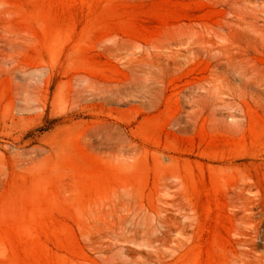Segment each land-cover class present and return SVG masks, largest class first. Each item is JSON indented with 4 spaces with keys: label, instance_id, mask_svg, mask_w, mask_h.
I'll return each mask as SVG.
<instances>
[{
    "label": "rangeland",
    "instance_id": "rangeland-1",
    "mask_svg": "<svg viewBox=\"0 0 264 264\" xmlns=\"http://www.w3.org/2000/svg\"><path fill=\"white\" fill-rule=\"evenodd\" d=\"M0 264H264V0H0Z\"/></svg>",
    "mask_w": 264,
    "mask_h": 264
},
{
    "label": "bare ground",
    "instance_id": "bare-ground-1",
    "mask_svg": "<svg viewBox=\"0 0 264 264\" xmlns=\"http://www.w3.org/2000/svg\"><path fill=\"white\" fill-rule=\"evenodd\" d=\"M128 54L130 55H134V52H131V51H127ZM246 188L245 186L243 185L240 190L237 192V200H238V203L240 205V208L244 211H247L248 209V204H247V199H248V196L245 194V191ZM245 240V239H244Z\"/></svg>",
    "mask_w": 264,
    "mask_h": 264
}]
</instances>
